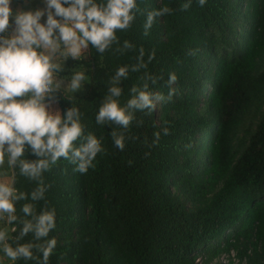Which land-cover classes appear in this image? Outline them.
Here are the masks:
<instances>
[{
  "label": "trees",
  "instance_id": "trees-1",
  "mask_svg": "<svg viewBox=\"0 0 264 264\" xmlns=\"http://www.w3.org/2000/svg\"><path fill=\"white\" fill-rule=\"evenodd\" d=\"M185 3L137 0L134 20L104 53L89 46L84 61L68 63L89 84L56 105L61 115L78 108L84 134L100 139L103 151L83 174L63 158L42 174L46 192L34 208L56 214L48 264H196L197 251L203 264L233 251L241 262L264 264V0ZM163 8L145 34L147 14ZM120 67L127 69L121 106L145 83L167 97L169 73L177 77L171 100L134 112L127 129L95 122ZM162 127L168 135L154 142ZM112 132L124 135L123 151ZM25 158L37 159L30 150ZM36 186L16 177L19 191Z\"/></svg>",
  "mask_w": 264,
  "mask_h": 264
},
{
  "label": "clouds",
  "instance_id": "clouds-1",
  "mask_svg": "<svg viewBox=\"0 0 264 264\" xmlns=\"http://www.w3.org/2000/svg\"><path fill=\"white\" fill-rule=\"evenodd\" d=\"M204 2L199 0L201 5ZM189 3L183 8L187 9ZM12 4L13 0H0V169L7 167L13 173L10 179H0V253L12 264L20 259L48 264L56 247L55 238H49L56 227V214L52 209L37 213L34 208L33 202L42 200L46 192L42 174L60 158L74 163L75 171L83 174L94 167L93 161L103 151L100 139L84 134L78 108H67L61 115L53 106L61 97L73 100L74 94L89 84L85 71L69 69L68 62L84 61L89 46L104 53L116 40V32L127 29L134 20L137 0H40L41 7L27 10L14 9ZM168 11L163 8L148 13L145 34L155 17ZM143 56L141 50L138 59ZM153 58L154 53L148 61ZM139 67L146 65L141 63ZM121 78H127L125 67L116 70L95 115L96 124L127 129L134 112H152L157 104L171 100L175 92L172 85L177 80L169 73L167 97L150 92L148 83L133 88L134 95L121 106L116 99L121 96ZM148 79L156 83L152 77ZM161 132L168 135V128L154 132V142ZM111 136L113 145L123 151L124 135L112 132ZM26 150L37 159H26ZM17 176L35 181L36 188L30 193L19 191L15 187ZM22 201L31 202L20 204L18 214L16 205ZM29 234L31 241L20 243ZM233 254L239 260L233 251L222 254L215 263L225 260L234 264ZM204 256L203 251L195 252V263L203 264ZM0 264H4L3 259ZM239 264L246 262L239 260Z\"/></svg>",
  "mask_w": 264,
  "mask_h": 264
},
{
  "label": "crops",
  "instance_id": "crops-1",
  "mask_svg": "<svg viewBox=\"0 0 264 264\" xmlns=\"http://www.w3.org/2000/svg\"><path fill=\"white\" fill-rule=\"evenodd\" d=\"M16 0H13V4L11 5L12 8L14 9H32V8H37L41 7L40 5V0H21L19 2H15ZM6 168L0 169V179H10L9 177L6 176Z\"/></svg>",
  "mask_w": 264,
  "mask_h": 264
},
{
  "label": "built area",
  "instance_id": "built-area-1",
  "mask_svg": "<svg viewBox=\"0 0 264 264\" xmlns=\"http://www.w3.org/2000/svg\"><path fill=\"white\" fill-rule=\"evenodd\" d=\"M0 226L2 227L3 225L2 224H0ZM232 257L234 258V264H239V260H237V259H235V257H234V254L232 255ZM0 259H2V258H0ZM223 264H229V262H227V261H223Z\"/></svg>",
  "mask_w": 264,
  "mask_h": 264
},
{
  "label": "rangeland",
  "instance_id": "rangeland-1",
  "mask_svg": "<svg viewBox=\"0 0 264 264\" xmlns=\"http://www.w3.org/2000/svg\"><path fill=\"white\" fill-rule=\"evenodd\" d=\"M19 1H21V0H16L15 2H19ZM24 1H26V0H24ZM68 63H69V64H73L74 62L69 61ZM208 91H209V90H208ZM208 91H207V92H208ZM53 107H54V109H55V108H58L56 104H55ZM58 109H59V108H58ZM6 176H7V175H6ZM7 177H9V176H7ZM9 178H10V177H9ZM5 180H7V178H6ZM214 263H215V262H214Z\"/></svg>",
  "mask_w": 264,
  "mask_h": 264
}]
</instances>
